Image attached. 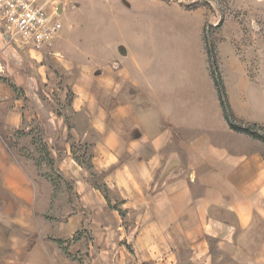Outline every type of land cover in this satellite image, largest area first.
I'll list each match as a JSON object with an SVG mask.
<instances>
[{
  "label": "crops",
  "instance_id": "crops-1",
  "mask_svg": "<svg viewBox=\"0 0 264 264\" xmlns=\"http://www.w3.org/2000/svg\"><path fill=\"white\" fill-rule=\"evenodd\" d=\"M63 35L52 45L76 59L61 66L70 102L67 90L56 101L31 91L26 52L34 47L0 22V264H81L82 240L73 241L81 230L92 240L87 264H264L257 141L225 125L192 126L178 111L176 85L132 74L124 45L118 60L85 62L75 48L60 47ZM99 68L104 75H96ZM208 106L203 111L217 118L216 101ZM35 142H43L52 166ZM72 145L89 146L99 183L125 217L92 185ZM44 169L60 178L57 185L42 177ZM60 182L71 193L55 205ZM56 240L72 243L64 245L68 254Z\"/></svg>",
  "mask_w": 264,
  "mask_h": 264
},
{
  "label": "rangeland",
  "instance_id": "rangeland-1",
  "mask_svg": "<svg viewBox=\"0 0 264 264\" xmlns=\"http://www.w3.org/2000/svg\"><path fill=\"white\" fill-rule=\"evenodd\" d=\"M50 9L58 10L62 29L49 46L26 52L33 63V93L56 101L67 90L70 102L71 89L61 66L64 61L76 59L65 57L62 50L52 45L65 34L67 42L60 47L69 48V53L75 48L86 56L85 62L118 60L119 46L124 45L128 56L123 63L132 74L144 81L176 85L178 106L183 107L178 111L187 113L192 126L225 125L230 130L211 72V58L215 57L236 117L264 127V0H51ZM137 65L141 71L136 70ZM40 67L43 72H39ZM99 69L96 75H104V69ZM215 101L217 118L212 111H203L207 103L212 110ZM260 134L264 136V130ZM257 144L264 158V143ZM81 147L76 154L87 164L89 146ZM37 149L41 151L38 144ZM41 173L57 185L56 174L47 169ZM70 189L61 183L56 191L59 196L52 197V202L56 205L60 198L63 202V194L71 193ZM66 200L70 201L68 205H75L72 195ZM71 209L74 211L73 206ZM56 215L52 212L46 219L52 222ZM80 240L78 255L83 259L77 256V260L87 264L85 255L92 243L89 232L77 233L73 241ZM215 253L217 258L221 256L220 252Z\"/></svg>",
  "mask_w": 264,
  "mask_h": 264
},
{
  "label": "built area",
  "instance_id": "built-area-1",
  "mask_svg": "<svg viewBox=\"0 0 264 264\" xmlns=\"http://www.w3.org/2000/svg\"><path fill=\"white\" fill-rule=\"evenodd\" d=\"M51 0H0V22L6 33L34 48L50 44L62 29Z\"/></svg>",
  "mask_w": 264,
  "mask_h": 264
},
{
  "label": "trees",
  "instance_id": "trees-1",
  "mask_svg": "<svg viewBox=\"0 0 264 264\" xmlns=\"http://www.w3.org/2000/svg\"><path fill=\"white\" fill-rule=\"evenodd\" d=\"M211 66H212L211 72H212V76L214 79V83L217 87V92H218L221 108L223 111V115H224V118H225L230 130H232L236 133H239V134L247 135L254 140H257V141L264 143V136L260 134V130H264V127H261L257 124H248L242 120H239L236 117V115L233 111V108L231 107L223 79L219 73L218 64H217L215 57L211 58ZM12 88L15 91L17 90L16 87H14V86H12ZM35 143L39 145V147L41 149L40 152H41V154L44 155L45 161H47V163L52 166L53 161L50 159L49 154L47 152V148L44 146L43 142H35ZM83 147L88 148L87 145H85ZM79 149H82V147H77L76 145H72V155H73L74 160L80 166L84 167L89 172L90 182L92 183V185L97 190H99L104 195L109 207L113 210L118 211L122 217H125L124 212L121 211L117 205H113V203L109 197V191H108L107 186L99 183L98 176L93 171L91 154L89 156V163L86 164V163L82 162L81 158L76 154L78 152L77 150H79ZM56 242L58 243L59 246H61L63 248L64 252L68 254L67 248L64 246L67 242L61 241V240H56Z\"/></svg>",
  "mask_w": 264,
  "mask_h": 264
}]
</instances>
